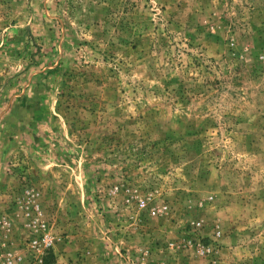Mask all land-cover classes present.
I'll return each mask as SVG.
<instances>
[{"label":"rangeland","instance_id":"obj_1","mask_svg":"<svg viewBox=\"0 0 264 264\" xmlns=\"http://www.w3.org/2000/svg\"><path fill=\"white\" fill-rule=\"evenodd\" d=\"M48 264H264V0H0V248Z\"/></svg>","mask_w":264,"mask_h":264},{"label":"built area","instance_id":"obj_2","mask_svg":"<svg viewBox=\"0 0 264 264\" xmlns=\"http://www.w3.org/2000/svg\"><path fill=\"white\" fill-rule=\"evenodd\" d=\"M28 217L23 247L18 251L0 248V264H48V257L54 252L59 235L51 222L43 218L39 206H34Z\"/></svg>","mask_w":264,"mask_h":264}]
</instances>
